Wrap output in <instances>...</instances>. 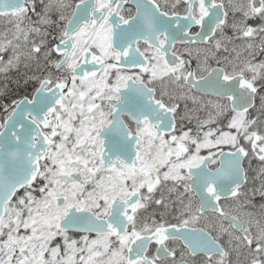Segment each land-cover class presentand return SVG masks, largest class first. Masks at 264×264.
<instances>
[{
    "label": "snow or ice",
    "instance_id": "6c2138e0",
    "mask_svg": "<svg viewBox=\"0 0 264 264\" xmlns=\"http://www.w3.org/2000/svg\"><path fill=\"white\" fill-rule=\"evenodd\" d=\"M0 20V264H264V0Z\"/></svg>",
    "mask_w": 264,
    "mask_h": 264
},
{
    "label": "rangeland",
    "instance_id": "374dc122",
    "mask_svg": "<svg viewBox=\"0 0 264 264\" xmlns=\"http://www.w3.org/2000/svg\"><path fill=\"white\" fill-rule=\"evenodd\" d=\"M2 27H3V21L0 20V28H2ZM255 166H256V164L253 165V167H255Z\"/></svg>",
    "mask_w": 264,
    "mask_h": 264
},
{
    "label": "flooded vegetation",
    "instance_id": "af4514ba",
    "mask_svg": "<svg viewBox=\"0 0 264 264\" xmlns=\"http://www.w3.org/2000/svg\"><path fill=\"white\" fill-rule=\"evenodd\" d=\"M254 164H256V163L254 162ZM254 164H253V165H254Z\"/></svg>",
    "mask_w": 264,
    "mask_h": 264
}]
</instances>
